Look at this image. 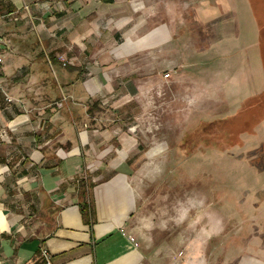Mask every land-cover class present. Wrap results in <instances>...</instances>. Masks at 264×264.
I'll return each instance as SVG.
<instances>
[{
    "label": "crops",
    "instance_id": "0c3cea01",
    "mask_svg": "<svg viewBox=\"0 0 264 264\" xmlns=\"http://www.w3.org/2000/svg\"><path fill=\"white\" fill-rule=\"evenodd\" d=\"M176 2L0 0L1 29L5 14L27 4L48 21L62 15L67 53L66 61L55 53L49 21L38 31L46 53L10 55L0 69L1 142L13 144L0 157V264H264V193L235 199L238 208L221 220L186 207L178 193L170 197L169 187L150 190V154L141 157L147 140L135 110L143 100L146 107L156 84L163 91L173 83L182 110L211 103L216 79L227 76L214 68L217 42L190 38ZM199 21L206 38L220 30L209 16ZM101 30L106 44L94 43ZM6 37L2 32L0 57L10 53ZM255 54L257 72L246 77L258 83L224 118L264 95ZM263 125L234 147L248 156L259 149ZM235 215L240 227L233 232Z\"/></svg>",
    "mask_w": 264,
    "mask_h": 264
},
{
    "label": "rangeland",
    "instance_id": "374dc122",
    "mask_svg": "<svg viewBox=\"0 0 264 264\" xmlns=\"http://www.w3.org/2000/svg\"><path fill=\"white\" fill-rule=\"evenodd\" d=\"M176 1L178 10L181 9L185 13L183 25L187 31L190 30L188 31L191 34L190 38L194 37L202 44L208 40L217 42L213 56V62H216L214 68L220 70V73L226 72L227 76L216 79L219 89L211 103L201 101L189 104L183 110L181 104L177 103V90L173 83L164 85V92L161 91V85L156 84L154 96L150 98L146 107L143 100L142 105L135 110L137 118L142 120L141 133L147 140L144 142L141 157L143 159L150 154L147 164L151 167L146 176L150 190L154 194H160L163 188L169 187L170 197L172 195L175 197L178 193L186 207L192 206L195 212L206 211V217L213 216L222 220L238 208L234 206L235 199L243 197L247 199L264 193V187L258 190L259 185L264 183V145L248 156L240 151L242 147L235 148L238 144L237 137L232 138L235 132L239 133L238 129L241 126L239 124L249 115L254 121L248 124L249 126L255 123L258 126L264 121V95L255 96L256 102H253V99L245 101L242 108L237 110L238 113L234 112L224 118L226 113L239 103V98L241 99L246 91L254 89L258 83V80L246 77L247 73L252 77L257 72L253 64L255 53L262 60L264 73V0ZM59 2L54 5L59 7L61 4ZM31 5L27 4L24 10L5 14L2 19L3 29L0 21V36L2 32L8 34L6 42L7 51L10 52L0 57V69L10 55L30 56L35 53H46L47 44L44 46L40 43L38 31L40 25L47 27L51 22L55 23V27L52 25V30H49L53 33L51 39L56 46L55 53L59 54L58 58L61 61H66L64 17L56 13L51 16L49 23L50 17L42 18L43 14L32 10ZM39 6L43 11L49 10L47 3ZM57 9L58 12L59 8ZM202 14L209 16L213 21L217 20L220 24V30H217L218 25L214 33H209L208 38L203 34V30L199 29ZM106 34L107 32L103 30L96 31L94 43L101 39V42L106 44L107 41L104 40ZM179 35L184 37L185 30H179ZM107 36L108 39L111 38L110 34ZM16 70L20 72L22 69ZM163 72L165 74L164 69ZM237 72L239 76H236ZM232 74L233 79L230 78ZM242 82L244 85H241ZM241 90L243 92H239ZM251 109L252 111L246 115ZM123 115L127 116L128 113L124 112ZM209 118L214 119L209 121ZM222 119L233 121L229 123L230 125H226L228 120L223 126L217 124L215 126V122L218 121L219 124ZM248 125L246 127H249ZM3 131L4 128L0 125V157L13 150L10 149L13 146L12 142L8 144L1 142V136L6 134ZM244 132L238 134V139ZM226 139L232 141V144H228ZM233 141L236 143L233 144ZM253 155L256 156L251 157ZM229 225L231 231L238 230L240 226L236 215L232 217ZM230 230L228 229L229 233ZM222 239L214 241L219 244L223 242Z\"/></svg>",
    "mask_w": 264,
    "mask_h": 264
},
{
    "label": "trees",
    "instance_id": "16d2710c",
    "mask_svg": "<svg viewBox=\"0 0 264 264\" xmlns=\"http://www.w3.org/2000/svg\"><path fill=\"white\" fill-rule=\"evenodd\" d=\"M248 113L246 114V115H248L250 112H251V110L250 111H247ZM229 120V122L228 123H226V125L228 124V125H230L229 123L231 122L232 123V119H222L221 120V122L218 124V122H217V125H224V123L226 122V121H228ZM251 122H254L253 120H252V118H251V116L249 115L245 120H243L239 125H241L240 127H239V129H238V132L240 133V132H248V130H249V132L250 133H252L253 132V128H254V126H256V123L255 124H253V125H251V126H249L248 124H250ZM232 125H234V123L232 124ZM249 126V127H246V126ZM246 127V128H245ZM236 128V127H235ZM235 131H236V129H235ZM239 133H237L236 134V132L232 135V138L234 139V138H236L237 137V139H238V134ZM226 141H227V143L228 144H232V141H230L229 139L227 140L226 139ZM236 142H234L233 141V144H235Z\"/></svg>",
    "mask_w": 264,
    "mask_h": 264
},
{
    "label": "built area",
    "instance_id": "2783aa9c",
    "mask_svg": "<svg viewBox=\"0 0 264 264\" xmlns=\"http://www.w3.org/2000/svg\"><path fill=\"white\" fill-rule=\"evenodd\" d=\"M171 73L170 72H167V73H165L164 74V78H165V80H167V81H169L170 79H171ZM132 240H134L133 238H132ZM43 255H45V256H47V251H43ZM181 255V254H180ZM182 256V255H181Z\"/></svg>",
    "mask_w": 264,
    "mask_h": 264
}]
</instances>
